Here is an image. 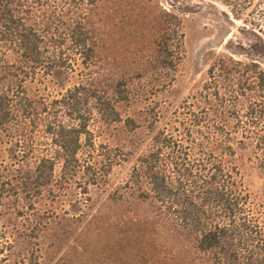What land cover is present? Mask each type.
I'll use <instances>...</instances> for the list:
<instances>
[{
    "label": "trees",
    "instance_id": "obj_1",
    "mask_svg": "<svg viewBox=\"0 0 264 264\" xmlns=\"http://www.w3.org/2000/svg\"><path fill=\"white\" fill-rule=\"evenodd\" d=\"M96 5L97 0H0V132L11 134V162L0 157V205L18 201L19 214L26 209L21 202L32 203L51 186L57 164L79 163L93 112L104 121L120 120L119 85L109 89L99 79V50L91 29ZM167 24L160 58L166 68L176 69L181 22L175 18ZM62 71H79L80 81L61 99L48 103L31 96L30 84ZM209 77L199 111L180 121L177 134L159 132L152 149L140 157L132 173V196L149 202L150 217H166L169 229L192 246L200 264H264V223L256 215L264 213V69L256 62L221 57ZM40 128L46 146L57 147V153L35 154ZM247 145L253 147L263 181L257 205L245 186L239 156ZM20 147L27 150L21 156ZM18 238L0 236V264L11 260ZM25 239L31 245L38 237ZM16 264L41 261L30 254L19 256Z\"/></svg>",
    "mask_w": 264,
    "mask_h": 264
},
{
    "label": "rangeland",
    "instance_id": "obj_2",
    "mask_svg": "<svg viewBox=\"0 0 264 264\" xmlns=\"http://www.w3.org/2000/svg\"><path fill=\"white\" fill-rule=\"evenodd\" d=\"M175 18L183 35L181 60L176 69H168L159 42ZM91 29L99 50V79L109 89L118 84L122 92L120 120L104 121L93 112L79 163L57 164L51 186L32 203L21 202L26 209L20 214L18 201L0 205V236L20 237L6 264L30 254L39 256L41 264H200L192 246L169 229L166 217H150L149 202L134 199L132 173L159 132L177 134L180 121L199 111L214 62L232 57L264 69V0H97ZM78 74L39 75L30 94L55 102L79 83ZM43 132L40 128L35 134V154L57 153V147L46 146ZM10 137L0 132V157L7 162ZM26 151L20 147L17 153ZM253 152L247 145L239 156L245 186L257 205L263 181ZM256 215L264 223V213ZM28 235L38 239L30 245Z\"/></svg>",
    "mask_w": 264,
    "mask_h": 264
}]
</instances>
